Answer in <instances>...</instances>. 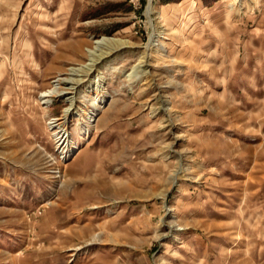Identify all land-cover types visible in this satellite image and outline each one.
<instances>
[{
  "label": "rangeland",
  "instance_id": "374dc122",
  "mask_svg": "<svg viewBox=\"0 0 264 264\" xmlns=\"http://www.w3.org/2000/svg\"><path fill=\"white\" fill-rule=\"evenodd\" d=\"M148 6L0 0V264H264V0Z\"/></svg>",
  "mask_w": 264,
  "mask_h": 264
},
{
  "label": "bare ground",
  "instance_id": "6f19581e",
  "mask_svg": "<svg viewBox=\"0 0 264 264\" xmlns=\"http://www.w3.org/2000/svg\"><path fill=\"white\" fill-rule=\"evenodd\" d=\"M146 14H147L148 17L152 14L151 0H149V6L147 8V13ZM0 20H1V18H0ZM120 42H121L120 40L109 39V38H99V39L95 40L94 41V47L87 51L88 52V56H89V59H88L89 62L86 63L85 65H82L78 69L71 68L70 69V75L73 76V77L79 78L81 76V74L83 73L84 69L87 71V72L84 73L85 75L89 74L90 72H93L94 71V66L97 64V62L102 60L105 56L109 55L114 49L118 48V46L120 45ZM61 82H63V80H57V84H55L54 87H52V88H50V89H48V90H46V91L41 93L40 100L42 101V104H48L50 97H53L55 95L56 96H64V94H66V93H63V92H57V87L61 84ZM95 88H96L95 90L98 91L99 87L97 86ZM69 102H70V107H68L66 110H64V118L60 119V121H62V120L65 121L66 118L68 117V114H69V112L71 110V106L73 104V99H70ZM94 112H96V110ZM84 115L86 116V118L88 120H91L92 117L94 116V114L91 113V112H88V113H86ZM57 121H59V120H51L49 122V124H56L55 127L59 128L60 125L63 122L62 123H56ZM60 132H62V131L60 130ZM60 140H63L62 144L66 143V145L69 146L68 147L69 149H71V150L75 149V144L76 143H70L68 141V137L66 136V133L62 134V136L60 137Z\"/></svg>",
  "mask_w": 264,
  "mask_h": 264
}]
</instances>
